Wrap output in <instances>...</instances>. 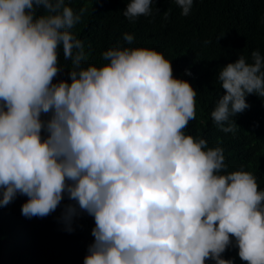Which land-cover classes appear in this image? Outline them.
Returning a JSON list of instances; mask_svg holds the SVG:
<instances>
[{
	"label": "clouds",
	"instance_id": "clouds-1",
	"mask_svg": "<svg viewBox=\"0 0 264 264\" xmlns=\"http://www.w3.org/2000/svg\"><path fill=\"white\" fill-rule=\"evenodd\" d=\"M174 2L187 16L194 0ZM153 3L128 0L123 15L151 16ZM84 11L69 0H0V207L26 196L21 214L43 218L66 195V231L81 212L95 221L84 264H234L222 258L230 245L264 264V190L250 172H226L221 147L184 132L197 91L153 49L114 46L103 65L84 66L72 31ZM61 51L70 83L53 82ZM251 60L218 73L225 94L211 119L225 133L250 107L246 95L264 98V56Z\"/></svg>",
	"mask_w": 264,
	"mask_h": 264
},
{
	"label": "trees",
	"instance_id": "trees-1",
	"mask_svg": "<svg viewBox=\"0 0 264 264\" xmlns=\"http://www.w3.org/2000/svg\"><path fill=\"white\" fill-rule=\"evenodd\" d=\"M127 2L69 0L74 12L85 10L72 29L85 45L84 66L103 65L102 53L114 46L143 47L163 54L171 61L174 78L188 81L197 91L196 118L185 134L205 139L209 148L221 147L225 171L250 172L264 190V98L246 95L250 107L233 118L237 124L234 133L221 131L211 119L220 95L225 94L218 79L221 68L240 55L251 63L253 51L264 56V0H194L187 16L181 15L174 0H154L152 15L133 21L123 15ZM125 33L134 36L131 45L124 41ZM59 63L63 69L53 82L70 83L72 64L64 60L62 51ZM27 199L17 195L12 203L0 207V264H84L94 241V218L81 212L74 217V231L69 233L60 219L65 205L73 203L66 195L56 211L43 218L21 214ZM222 258L246 264L239 258L238 248L231 245Z\"/></svg>",
	"mask_w": 264,
	"mask_h": 264
}]
</instances>
